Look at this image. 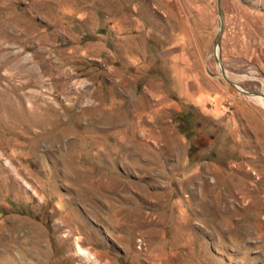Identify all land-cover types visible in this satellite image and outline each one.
Segmentation results:
<instances>
[{
  "label": "rangeland",
  "instance_id": "374dc122",
  "mask_svg": "<svg viewBox=\"0 0 264 264\" xmlns=\"http://www.w3.org/2000/svg\"><path fill=\"white\" fill-rule=\"evenodd\" d=\"M221 7L0 0V264H264V0Z\"/></svg>",
  "mask_w": 264,
  "mask_h": 264
},
{
  "label": "water",
  "instance_id": "95a60500",
  "mask_svg": "<svg viewBox=\"0 0 264 264\" xmlns=\"http://www.w3.org/2000/svg\"><path fill=\"white\" fill-rule=\"evenodd\" d=\"M217 11H218V14H219V16H220V19H221V25H220V29H219V34H218V36H217V38H216V41H215V45H214V47L215 46H219V41H220V37H221V34H222V25H223V17H222V15H223V12H222V7H221V0H217ZM215 61H216V63L219 65V67H220V71H221V73H222V75H223V77L230 83V84H232V85H234L235 83L233 82V81H231V80H229L226 76H225V70H224V68L221 66V62H220V57H219V55L218 54H215ZM235 86V85H234ZM252 94H259V95H262V96H264V94H262V93H253L252 92Z\"/></svg>",
  "mask_w": 264,
  "mask_h": 264
},
{
  "label": "bare ground",
  "instance_id": "6f19581e",
  "mask_svg": "<svg viewBox=\"0 0 264 264\" xmlns=\"http://www.w3.org/2000/svg\"><path fill=\"white\" fill-rule=\"evenodd\" d=\"M215 54H218V49H215ZM227 75V72L225 71V76ZM227 77V76H226ZM235 83V82H234ZM238 89H240L241 91H244L240 85H238L237 83L234 84ZM248 92V91H247ZM249 94V93H248ZM252 94V93H250ZM255 96L256 100H258L263 106H264V97L259 95V94H252ZM78 250L82 253H84L80 248H78ZM85 251V250H84ZM87 252V251H86Z\"/></svg>",
  "mask_w": 264,
  "mask_h": 264
}]
</instances>
